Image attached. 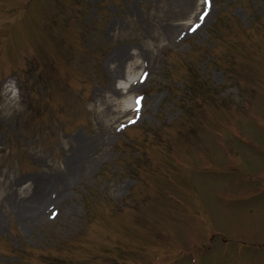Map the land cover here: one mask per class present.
Segmentation results:
<instances>
[{"label": "rangeland", "instance_id": "374dc122", "mask_svg": "<svg viewBox=\"0 0 264 264\" xmlns=\"http://www.w3.org/2000/svg\"><path fill=\"white\" fill-rule=\"evenodd\" d=\"M192 261L264 264V0H0V264Z\"/></svg>", "mask_w": 264, "mask_h": 264}, {"label": "bare ground", "instance_id": "6f19581e", "mask_svg": "<svg viewBox=\"0 0 264 264\" xmlns=\"http://www.w3.org/2000/svg\"><path fill=\"white\" fill-rule=\"evenodd\" d=\"M121 50H117L115 51L109 58V61L115 62L111 68L110 71V87L108 88V92L110 93L108 95H102L101 93L99 94H94V99L92 100L93 105H92V111H100L99 114H102L103 112L107 111L106 116H104L102 118V121H100L101 124H103V120L106 119L107 120H111L109 118V116H115V114H125L126 110L125 108H129V110H132V108H130V104H128L127 102H125L123 105L121 104V102L119 101V97L122 96L123 94H126L129 92V89L132 85V83H130V80L127 82L129 83V85H127V83H125L124 85L121 86H117L116 80L115 78L120 76L121 78H124L126 75L127 76H133V72L136 70V68L138 67V63L136 60H134V54H130L129 57L127 58L125 55L121 54ZM127 59L131 60L130 64L127 66ZM123 84V83H122ZM107 122H105L104 124H106ZM74 160H76L78 162V164L76 165V169H78L80 167V163L77 159L74 158ZM75 168V167H74ZM43 194V191L42 193ZM39 194V195H40ZM41 197V196H39ZM38 197V198H39ZM50 201L53 203L55 202V199H43L42 201H40L38 207H37V211L38 212L40 210V208H42L44 205L46 204H50Z\"/></svg>", "mask_w": 264, "mask_h": 264}, {"label": "snow or ice", "instance_id": "6c2138e0", "mask_svg": "<svg viewBox=\"0 0 264 264\" xmlns=\"http://www.w3.org/2000/svg\"><path fill=\"white\" fill-rule=\"evenodd\" d=\"M205 3H209V0H205ZM139 100H140V98L137 99V104H139Z\"/></svg>", "mask_w": 264, "mask_h": 264}]
</instances>
